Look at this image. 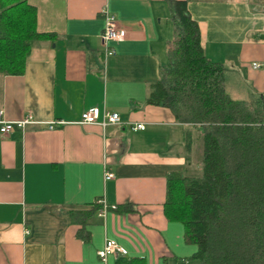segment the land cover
Returning <instances> with one entry per match:
<instances>
[{"label":"crops","instance_id":"crops-1","mask_svg":"<svg viewBox=\"0 0 264 264\" xmlns=\"http://www.w3.org/2000/svg\"><path fill=\"white\" fill-rule=\"evenodd\" d=\"M27 1L52 36L31 42L21 74L0 73V119L29 120L0 133V264H116L119 254H97L108 239L145 264H197L183 225L164 214L169 173L199 166L185 148L192 125L148 102L173 35L169 3ZM185 1L228 95L264 99V70L251 66L264 60V0ZM103 11L126 31L112 55ZM90 108L121 123L79 124ZM101 200L115 208L99 215Z\"/></svg>","mask_w":264,"mask_h":264},{"label":"trees","instance_id":"trees-1","mask_svg":"<svg viewBox=\"0 0 264 264\" xmlns=\"http://www.w3.org/2000/svg\"><path fill=\"white\" fill-rule=\"evenodd\" d=\"M173 35L160 79L148 102L170 108L191 124L185 148L198 168L167 176L164 214L183 225L197 264H264V99H235L224 88L223 67L210 60L185 0H167ZM40 33L27 0H0V73L21 74ZM116 264H145L125 257Z\"/></svg>","mask_w":264,"mask_h":264},{"label":"built area","instance_id":"built-area-1","mask_svg":"<svg viewBox=\"0 0 264 264\" xmlns=\"http://www.w3.org/2000/svg\"><path fill=\"white\" fill-rule=\"evenodd\" d=\"M104 14V26L100 34L101 44L105 51L106 55H112L114 53V49L112 44L121 42L125 39L126 31L124 28L120 27L115 19V16L107 11H103ZM253 69H263L264 70V60L262 62H253ZM1 114V112H0ZM29 123L28 119H23L15 122H7L2 121L0 119V133L5 134L12 130L15 126L19 128H24L25 124ZM79 124H98L102 127H106L108 125H117L121 123V118L117 112H110L107 110L100 112L98 108H90L88 110H84L81 112L80 119L78 121ZM131 128L133 130L144 129V123H134ZM113 176L111 172L105 171L104 177L105 179H109ZM101 204V209L99 215H103L105 211L110 208H115L114 205L109 206L104 203L103 200L99 201ZM119 254L121 257L126 255V250L119 246L114 240L108 239L106 240L102 249H100L97 254L101 260H105L107 256L111 254Z\"/></svg>","mask_w":264,"mask_h":264}]
</instances>
